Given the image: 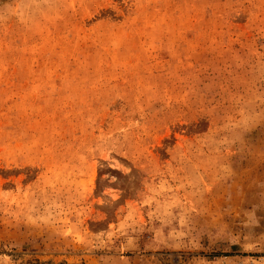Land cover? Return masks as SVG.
Instances as JSON below:
<instances>
[{"label": "rangeland", "instance_id": "374dc122", "mask_svg": "<svg viewBox=\"0 0 264 264\" xmlns=\"http://www.w3.org/2000/svg\"><path fill=\"white\" fill-rule=\"evenodd\" d=\"M0 264H264V0H0Z\"/></svg>", "mask_w": 264, "mask_h": 264}]
</instances>
